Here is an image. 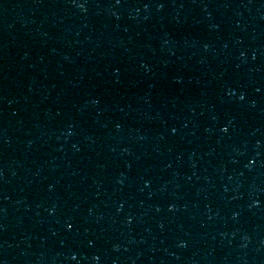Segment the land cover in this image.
<instances>
[{
  "label": "water",
  "instance_id": "obj_1",
  "mask_svg": "<svg viewBox=\"0 0 264 264\" xmlns=\"http://www.w3.org/2000/svg\"><path fill=\"white\" fill-rule=\"evenodd\" d=\"M0 264H264V0H0Z\"/></svg>",
  "mask_w": 264,
  "mask_h": 264
},
{
  "label": "clouds",
  "instance_id": "obj_2",
  "mask_svg": "<svg viewBox=\"0 0 264 264\" xmlns=\"http://www.w3.org/2000/svg\"><path fill=\"white\" fill-rule=\"evenodd\" d=\"M96 258L95 257H93V260H95Z\"/></svg>",
  "mask_w": 264,
  "mask_h": 264
},
{
  "label": "snow or ice",
  "instance_id": "obj_3",
  "mask_svg": "<svg viewBox=\"0 0 264 264\" xmlns=\"http://www.w3.org/2000/svg\"><path fill=\"white\" fill-rule=\"evenodd\" d=\"M79 6V5H78Z\"/></svg>",
  "mask_w": 264,
  "mask_h": 264
}]
</instances>
